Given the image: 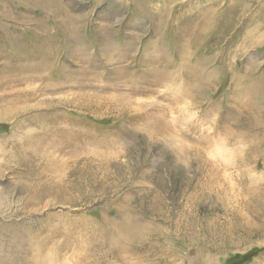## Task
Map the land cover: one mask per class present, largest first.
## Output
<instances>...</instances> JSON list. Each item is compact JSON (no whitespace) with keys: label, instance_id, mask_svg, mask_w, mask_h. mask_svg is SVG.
<instances>
[{"label":"rangeland","instance_id":"obj_1","mask_svg":"<svg viewBox=\"0 0 264 264\" xmlns=\"http://www.w3.org/2000/svg\"><path fill=\"white\" fill-rule=\"evenodd\" d=\"M38 1L0 0V255L34 264V239L66 248L57 264H264V43L237 56L234 0ZM210 12L225 29L196 38ZM123 223L141 240L117 241Z\"/></svg>","mask_w":264,"mask_h":264},{"label":"bare ground","instance_id":"obj_2","mask_svg":"<svg viewBox=\"0 0 264 264\" xmlns=\"http://www.w3.org/2000/svg\"><path fill=\"white\" fill-rule=\"evenodd\" d=\"M30 1H32V0H30ZM37 1L38 0H36V2ZM255 1L256 0H234V3L239 7L238 10H240V11H238V14H236V15L232 14L234 16V17H232V21H234L233 22L234 24H235V22L238 25L242 24L241 26H243L244 29H243V32H242L243 34H241L242 36H241L239 41H240V43H242L245 46L243 50L242 49L236 50L237 56L246 53L250 48H254L255 46H257V47L261 46V44L264 43V16L259 17L257 19H253V20L248 19V18L245 19L246 17L244 18L245 14L247 12L251 11V6L253 5V3ZM38 3H39V1H38ZM49 3H46L45 1L43 2V4H45V5H47ZM0 4H1V2H0ZM57 12L55 10L52 11L50 9H46V11H45L46 14H49V13L53 14V13H57ZM217 15L218 14H216L214 12L213 13L210 12L209 14L204 15V17L202 18V20L200 21V23L196 27V29L195 30L193 29V31H194L193 35L196 38H200L201 36L208 38L209 37L208 35L212 34L213 31H214L213 34H215L216 31L220 32L221 29H225L226 24H224L222 22V20L218 19V21H215V16H217ZM224 18L226 19V17H224ZM224 21H226V20H224ZM43 28H44V31H46V27H43ZM202 40H204V39H202ZM206 40L207 39H205V41ZM192 43L194 44V42H192ZM13 47H15L14 51L16 52L18 49H17L15 43H13ZM25 51H26V46L23 45L22 49H21V52H25ZM13 96H15V95H13ZM3 97H4V95L0 96V100ZM6 98H7V96H6ZM15 101H16V99H15ZM150 122H152V121H150ZM63 135L65 136V134H63ZM63 139L65 140V138H63ZM86 141H87L86 138H84V139L76 138V142H74V143H75V146L79 147V146L83 145L84 142H86ZM70 146H72V145H70ZM252 150H254V149H252ZM65 189L63 188L62 190H65ZM23 190L28 192V194L30 196L29 200L26 203V208L30 209L31 211H33L37 204L44 202V200L51 194L53 188H52V186H49V185H44V186H40V187H38V186H28V187L23 188ZM0 198H1L0 199V201H1L2 197H0ZM132 225L133 224L123 223L121 225L115 226V228H114V236H115L116 240L118 241L119 239L121 240L122 238H125V239L127 238L128 241L130 240V241H133V242L141 240L142 235L140 233L141 232L140 229L138 227H134ZM5 228H7V227L0 223V230H2V232H3V229H5ZM251 233L252 232L249 231L247 233V235H250ZM48 235H49V233H47L46 236H48ZM32 240H31L32 248H28L26 250V255L33 257V259L35 261L34 264H54L55 262L57 264L58 263L57 261H59L63 257L65 252H66V248H47V247L46 248H40L39 247V243L40 242L38 243V241L35 242L34 239H32ZM51 242H52V238L49 235L48 236V240L44 241L43 245L48 246V245H50ZM142 249L143 248H108V249H105V250H103V249H91V251L88 250V251L85 252V256H86V258H89V259L92 260L91 261L92 264H114V263L110 262L112 260L119 261V262H121V264H133L132 263L133 259H138L139 263H140V261H142L141 259H143V257L142 258L141 257L140 258L137 257L139 254H143L144 253L142 251ZM15 252H16V249L11 250L8 253L11 254V253H15ZM17 253L18 252L15 253L16 256L15 255L12 256L13 259H11V258L10 259H5V258L2 257L4 254L2 256L0 255V264H19L17 259H19L18 256H19L20 253H18V254ZM203 260L208 262V261H210V258L208 257V255H205L203 257ZM100 261H102V262H100ZM135 264H137V263H135Z\"/></svg>","mask_w":264,"mask_h":264},{"label":"crops","instance_id":"obj_3","mask_svg":"<svg viewBox=\"0 0 264 264\" xmlns=\"http://www.w3.org/2000/svg\"><path fill=\"white\" fill-rule=\"evenodd\" d=\"M49 1H52V0H45L46 3H49ZM49 4H51V3H49ZM49 4H47V5L43 4V5L46 7V9H50V5Z\"/></svg>","mask_w":264,"mask_h":264}]
</instances>
